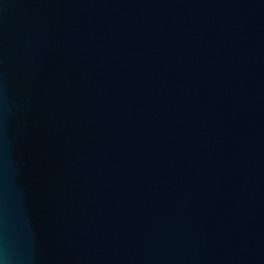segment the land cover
Instances as JSON below:
<instances>
[{
    "label": "water",
    "instance_id": "1",
    "mask_svg": "<svg viewBox=\"0 0 264 264\" xmlns=\"http://www.w3.org/2000/svg\"><path fill=\"white\" fill-rule=\"evenodd\" d=\"M0 264H264V0H0Z\"/></svg>",
    "mask_w": 264,
    "mask_h": 264
}]
</instances>
